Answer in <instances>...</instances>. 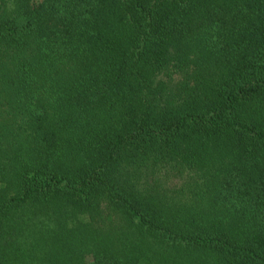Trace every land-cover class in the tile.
Masks as SVG:
<instances>
[{
  "label": "trees",
  "instance_id": "obj_1",
  "mask_svg": "<svg viewBox=\"0 0 264 264\" xmlns=\"http://www.w3.org/2000/svg\"><path fill=\"white\" fill-rule=\"evenodd\" d=\"M0 264H264V0H0Z\"/></svg>",
  "mask_w": 264,
  "mask_h": 264
}]
</instances>
